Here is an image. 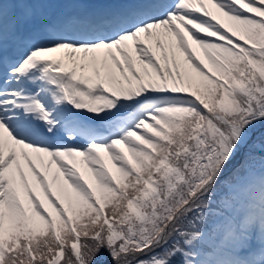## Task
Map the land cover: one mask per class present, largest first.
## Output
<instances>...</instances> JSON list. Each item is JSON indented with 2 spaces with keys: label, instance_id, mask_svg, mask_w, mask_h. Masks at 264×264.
<instances>
[{
  "label": "snow or ice",
  "instance_id": "obj_1",
  "mask_svg": "<svg viewBox=\"0 0 264 264\" xmlns=\"http://www.w3.org/2000/svg\"><path fill=\"white\" fill-rule=\"evenodd\" d=\"M0 264H264V0H0Z\"/></svg>",
  "mask_w": 264,
  "mask_h": 264
}]
</instances>
